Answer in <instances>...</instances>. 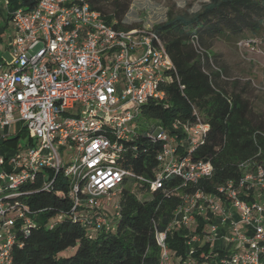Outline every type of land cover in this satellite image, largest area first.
<instances>
[{"label": "built area", "instance_id": "1", "mask_svg": "<svg viewBox=\"0 0 264 264\" xmlns=\"http://www.w3.org/2000/svg\"><path fill=\"white\" fill-rule=\"evenodd\" d=\"M11 23V59L0 61V264H12L16 233L30 231L32 211L21 197L37 182L50 188L58 172L70 181L72 218L92 230L110 226L104 205L134 176L117 160L136 134L141 105L163 99L160 85L174 71L152 28H117L85 0H38L31 10H15ZM18 122L29 144L13 146L7 154L2 141L18 138V131L10 133ZM170 128L157 126L148 133L163 141L157 156L161 168L152 180L139 177L151 189L171 174L197 183L213 173L208 160L190 157L195 137L201 140L208 126L175 121ZM240 168L237 181L228 180L214 192L183 195L168 228H191L197 214L206 222L204 232L187 237L189 254L206 242L210 250L220 239L218 247L226 250L237 244L218 264H264V165L245 161ZM250 192L254 200L241 198ZM156 239L162 248L159 264H170L165 232H157ZM184 264L207 261L190 257Z\"/></svg>", "mask_w": 264, "mask_h": 264}, {"label": "trees", "instance_id": "2", "mask_svg": "<svg viewBox=\"0 0 264 264\" xmlns=\"http://www.w3.org/2000/svg\"><path fill=\"white\" fill-rule=\"evenodd\" d=\"M4 1L6 24L15 10H31L38 0ZM85 1L106 22L127 30L121 25V8L106 13L98 0ZM263 22L264 0H208L197 11L154 25L152 29L169 53L174 71H169L170 79L160 85L163 99L151 98L141 105L140 116L148 126L137 127L134 138L125 143L117 160L134 176L118 192V208L110 226L92 230L72 218L67 195L70 181L58 172L50 188L42 189L37 182L32 185L35 189L21 197L32 211V222L28 235L16 233L12 264H159L162 248L156 239L157 232H165L170 264H184L190 257L218 264L220 258L228 257L229 252L223 247L209 250L208 242L188 253L187 237L204 232L206 227L202 215L197 214V224L191 228L169 229L168 225L185 193L197 189L214 192L216 186L228 180L237 181L242 175L240 164L245 161L264 165V115L251 107L244 95L245 88L237 89V83L223 80L218 62L212 60L215 55L209 51L214 38L254 35ZM175 121L181 125L201 122L208 126L202 139L191 147L190 157L208 160L213 166L212 176L190 183L171 174L151 189L139 177H155L161 168L157 156L163 141L150 138L148 133L157 126L171 132ZM16 141L17 137H13L2 143L16 146ZM141 193H146V197L138 198ZM241 198L254 200L252 192L241 194ZM60 212L65 215L57 219ZM52 222L55 224L50 227Z\"/></svg>", "mask_w": 264, "mask_h": 264}, {"label": "rangeland", "instance_id": "3", "mask_svg": "<svg viewBox=\"0 0 264 264\" xmlns=\"http://www.w3.org/2000/svg\"><path fill=\"white\" fill-rule=\"evenodd\" d=\"M208 0H98V4L106 13L121 8V25L127 29H150L154 25L166 21L169 17L197 11ZM6 6L0 0V61L11 59L9 38L12 33V23L9 20L5 24ZM209 51L212 60H216L223 74V80L228 83H237L239 88H245V97L248 98L251 107L264 115V22L261 29L254 35L247 33L242 37L221 36L214 38ZM214 58V59H213ZM138 126L145 127L147 123L140 115L137 118ZM148 126V125H147ZM22 123L18 122L10 128V133L19 132L16 141L18 148L29 144V134L26 129L21 130ZM196 140L199 136L195 137ZM184 146L189 147L190 141L187 136L183 139ZM5 145V144H4ZM5 145L2 149L10 154L13 146ZM138 189V187H135ZM134 187L132 189H135ZM138 198L146 197V193L137 194ZM118 200V192L110 202L104 205L105 217L108 221L115 214L114 205ZM237 219V216H235ZM54 220V219H52ZM240 232H243L241 230ZM232 234V233H231ZM229 241L227 240V244ZM227 244L225 247H227ZM237 242L232 243L231 250L235 249ZM221 245V240L215 242V248ZM229 249V250H230ZM228 250V254L231 252Z\"/></svg>", "mask_w": 264, "mask_h": 264}]
</instances>
